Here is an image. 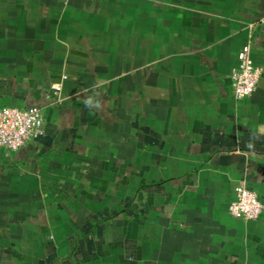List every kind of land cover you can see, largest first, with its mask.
Listing matches in <instances>:
<instances>
[{"label":"crops","instance_id":"1","mask_svg":"<svg viewBox=\"0 0 264 264\" xmlns=\"http://www.w3.org/2000/svg\"><path fill=\"white\" fill-rule=\"evenodd\" d=\"M261 68L233 96L238 53ZM0 264H264V0H0Z\"/></svg>","mask_w":264,"mask_h":264},{"label":"built area","instance_id":"2","mask_svg":"<svg viewBox=\"0 0 264 264\" xmlns=\"http://www.w3.org/2000/svg\"><path fill=\"white\" fill-rule=\"evenodd\" d=\"M261 68L250 56V46L246 45L238 53V66L232 74L233 96L236 100L249 97L256 89ZM45 134L41 109L31 106L26 109L0 108V149L17 151L29 139H39ZM264 212V201L254 189L243 182L234 188V199L228 206V214L238 220L251 221Z\"/></svg>","mask_w":264,"mask_h":264},{"label":"rangeland","instance_id":"3","mask_svg":"<svg viewBox=\"0 0 264 264\" xmlns=\"http://www.w3.org/2000/svg\"><path fill=\"white\" fill-rule=\"evenodd\" d=\"M258 192V191H257ZM259 193V192H258ZM260 194V193H259Z\"/></svg>","mask_w":264,"mask_h":264}]
</instances>
